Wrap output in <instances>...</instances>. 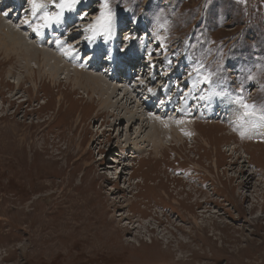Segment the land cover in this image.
I'll return each instance as SVG.
<instances>
[{"label":"rangeland","instance_id":"rangeland-1","mask_svg":"<svg viewBox=\"0 0 264 264\" xmlns=\"http://www.w3.org/2000/svg\"><path fill=\"white\" fill-rule=\"evenodd\" d=\"M23 1L25 11L28 0ZM41 2L52 12L61 0ZM77 3L73 21L85 30L68 28L67 45L74 47L85 32L105 41L112 34L117 53L128 57L137 53L139 65L148 66L152 56H162L154 72L146 67L144 75L143 70L133 71L135 77L164 76L154 78L149 93L157 97L164 85L172 86L196 109L183 116L155 114L164 122L174 115L173 125L177 122L184 132H171L169 138L157 134L164 146L150 152L147 132L137 137L141 120L132 127L126 120L116 125L113 117L105 122L104 116L95 115L97 98L94 104L87 102L80 90L63 81L67 75L63 70L58 72L63 81L59 85L46 77L40 81L39 63L42 70H49L46 65L25 51L21 54V48H12L9 32L0 31V264H264V0ZM7 7H2L0 18L15 30L19 26L26 33L40 21L26 27L31 12L17 17L18 11H6ZM86 7L91 11L87 13ZM108 14L110 22L101 26ZM130 31L139 38H127ZM35 37L32 33L31 40L40 46ZM141 37L148 41L143 44ZM43 38L47 45L42 46L54 51L53 36ZM81 53L82 62L91 56L88 50ZM27 66L35 71L32 78L26 77ZM69 66L73 70L77 65ZM88 67L87 72L112 75L103 65ZM120 75L122 79L110 78L123 85L118 95L137 82L126 77L136 81L128 88ZM193 87L194 95H185ZM62 93L68 99L59 110ZM10 94L15 100H9ZM214 96L226 98L228 115L233 114L226 119L209 116L203 106L221 109ZM167 101L163 98L161 104ZM239 109L259 124L250 136L233 117ZM148 112L157 113L150 108ZM81 113L84 118L77 127ZM183 118L193 124L185 126ZM11 129L19 140L6 137ZM24 135H29L26 141L20 139ZM214 253L220 256L217 263Z\"/></svg>","mask_w":264,"mask_h":264},{"label":"bare ground","instance_id":"bare-ground-1","mask_svg":"<svg viewBox=\"0 0 264 264\" xmlns=\"http://www.w3.org/2000/svg\"><path fill=\"white\" fill-rule=\"evenodd\" d=\"M17 1H10V3H9L8 0L1 1L0 2V11L2 10V7H6V5L8 4V7H7L8 9L6 11H9V9H16L18 11V12L15 13L16 15L18 13L22 14V12H23V15H24L26 13V11H28V13H26V15H25L26 17H28L29 16V12H31L30 17H28V18H31V19H28L27 21H24V24L25 25L27 24L26 27L31 25V23L39 21L38 16L40 14H38V16H33V14H32V7L29 6V4H31L30 0H28V3H26L28 5V8H26L25 11H23V8L25 6L23 4L25 2L23 0H19V2H21V4H19ZM42 3L46 4L45 2H42ZM4 4H5V6H4ZM75 5H78V3H75ZM77 7H79V6H76V7L73 6L71 9L64 8L63 9V14H62V16H61V18H60L58 23H52L49 27H42V28H40L39 32L34 31V29L37 28L40 24L43 23L42 20H40L39 23L35 24L33 27L31 26L32 27L31 31H27L25 33L23 29L19 28V26H18L17 30L12 28L11 26L8 27L6 25L7 22L5 21V19H2V18H0V31L4 32V34L9 32V34L11 35L9 43H10V45H12L11 46L12 48L14 46L17 47V48H21V52H20L21 54L24 51L27 52L31 56V58H36L43 65H46V67L50 70V71L49 70H42L43 67L39 63V68L37 67L38 68V77L37 78L40 79V81L43 78H45V77L49 78L50 81H52L54 84H57V85H59L60 83H62L64 81L66 83L72 84L73 87H74V90H80V92L83 93V97L87 98V102H93L97 98L96 102H98L99 107H98V110H97V114H95V115L104 116L105 122H110V118L113 117L116 120L115 121L116 125L117 124L120 125L126 120V122H128V124H129V126L132 127L133 125H135L138 122V120L139 121L141 120V126L142 127H141L139 135L137 137L140 138L143 135V133L145 134L147 132L146 133V135L148 137L147 140H149V142L151 141V143H152L151 147H150V152L158 151L160 148H162V146H164L162 144V139L163 138H161L163 133H166L164 138L165 137L169 138L170 135H171V132L178 133L179 130H181L182 132H184V131L182 130V128H178L177 127L178 126L177 122H176V126L173 125L174 123H172V121H174V119H177V118H175L174 115H172V118H168L164 122V120H161L160 118H157V116L155 114H157V115L161 114V116L166 117V115H168V114L171 115V114H176L177 113L178 116H183V115H188L189 114L188 112L190 110H194L195 107H191V104L188 103V101H187L188 97L187 98H186V96L184 98L183 97H178V95H179L178 91L179 90L178 89H171V87H172L171 85L173 83H171V85H170L171 87H169V89H166L165 88L166 85H164V89L160 92V95H158L157 97H155L153 93H149V88L152 87L151 85H153L152 82L154 81V78H155V80L159 81L162 76L157 77V78L155 76V77H153L152 80L149 79V78L145 79L144 77H140V79L135 77L136 73H134L133 71L137 72V70H139V71L143 70V74L142 75H144V73L146 71V67H147L148 72L152 71V70L154 72V67H156L157 64L159 63L157 61V59L158 60L162 59V56H157L159 58H156V57L152 56L153 58H152L151 62L150 61L148 62L149 63L148 66L144 65V63L139 65V64H137L140 61L137 58L138 57L137 53L133 52V56H131V57L130 56L128 57V56H126L123 53L122 54L121 53H117L116 40L114 42H112L110 40V39L114 40L115 37H116V36L114 37V35H112V34H110V36H109V41H105L103 38L99 37L98 35H96V36L95 35H91L90 36V34H87L85 32V34L87 36H85L82 40L80 39V40L76 41V45L74 47H70L69 45H67V43L69 41L66 40V39H69V38L68 37L65 38L64 37V33L68 32V28L73 30V29H75L74 28V25H75L76 27L79 26V29H78L79 31L78 32H81V31L85 30V29H82V26H80L82 24L76 23L75 21H73V19L76 17V14L78 13ZM90 8L92 9V7H86L87 13H88V11H91ZM60 12H61L60 8H57V9H55L52 12H48L47 11V13L50 14V15H55V14L60 13ZM17 17H19V16L17 15ZM83 18H85V17H83ZM10 29H11V33H10ZM86 29H88V28H86ZM133 29L135 30V28H133ZM96 30L98 31V29H96ZM57 32H59L60 34H57ZM88 32H90V31H88ZM32 33H33V37L36 36L35 37L37 39L36 43H39L40 46H37L35 44V42H34L35 39H34V41L31 40L32 39ZM94 34H96V33H94ZM114 34L116 35L117 33H114ZM128 34H130V35H128ZM128 34H125V36H127V38H131L133 36H134V38H139V35H136V34L134 35L133 31H130V33H128ZM46 35H49L51 38L53 36L52 42L53 41L55 42V44H54L55 50L54 51L49 50L47 47H43L42 46V44L43 45H47L46 42L45 43L43 42V39H44L43 37L46 36ZM0 37L2 38V36H0ZM97 37L101 38L102 41L98 42ZM85 38H87V39L85 40V43H83V40ZM127 38H126V40H127ZM140 41L143 44H145L146 41H148V40L146 38H142L141 37ZM3 43H5V41ZM135 43H138V42L135 41ZM135 43H134V45H135ZM130 44H132V43H130ZM138 44H137V48L140 49L141 47H139ZM131 46H133V45H131ZM15 47H14V49H15ZM134 48H136V47H134ZM85 50H88L90 52L91 56H90V58H88L87 60L82 62V58L79 57V53H81L82 51H85ZM140 50H138V51H140ZM15 53H17V54L19 53L18 49H17V52H15ZM140 53H142V50H141ZM126 58H127V61H124ZM32 60H34V59H32ZM71 63L75 64V66L77 65L75 67V69H73V70H71L70 66H69V65H71ZM89 64L96 65V66L103 65L104 67H106L105 71L107 69L106 72H108L109 70L112 71V75H110L111 72L109 74L104 72L105 75L95 72L94 71V70H96L95 66H92V68L94 69V70H92V71H94L93 73L92 72H87L88 70H91V68L88 67ZM121 65H124V66L122 67ZM128 66H131V67L128 68ZM136 66L138 67V69L135 68ZM83 68H86V71H83L82 70ZM61 70H63V72H65L67 74L63 81L61 79H58V72H60ZM26 71L29 72L28 76H26V77H30V75L32 77L34 76L33 72H35V71L32 70L30 68V66L26 67ZM71 71H73L72 74H71ZM120 74H122V77L125 76L124 77V81H126V82H128V79L125 80L126 77L131 78V79H135L137 81V82L134 81L136 83H134L133 80L131 82H128V84H126V87H128V88H130L131 84L134 83L133 87H132V90H128L126 88H123L124 92L121 93L122 96L118 95V93H119V89H122L120 87H123V85H121V84L118 85L117 81H113L112 82L110 80V78H112V79L120 78V76H121ZM123 74H124V76H123ZM32 77H30V78H32ZM37 78L35 77V79H37ZM176 78L174 80H177V79L179 81L181 80L179 78H177V79ZM35 79H32V82L36 81ZM120 79H122V78H120ZM171 79L173 80V78H171ZM21 83L22 82L19 81L17 84L20 86ZM33 86H34L35 89H37V87H38L37 84H34V83H33ZM158 86H160V85H158ZM177 86H179V83H177ZM181 88H182V86H181ZM170 89H171V92H170ZM193 89H194V87L192 89H189L187 93L185 92L186 93L185 95H188V96L192 95L193 96L194 95L193 94L194 93ZM168 93H169L170 97H168ZM95 95L97 97H95ZM210 96H212V95H210ZM210 96H209V98H210ZM219 96H222V95H219ZM15 98H16V95L10 94V96H9V100L10 101L15 100ZM113 98H115V100H113ZM163 98H165V100H168L165 106L163 104H161V101H162ZM180 98H183L184 102L181 101L180 104L179 103H175L174 104V102L175 101H179ZM66 99H68L66 94L62 93L61 97H60L59 106H58L59 110H61V108L64 106L65 103L67 104V102L65 101ZM124 99L126 100L125 102L123 101ZM214 99L217 100V102H221V109L218 110V108H217V111H216L215 110L216 106H214V105L212 106L211 104H207L205 107L203 106V110H205L209 116H214V115L218 116V115H220V117H223L224 119H226L227 116H230L231 114H233V111H232V113L230 115H228V112H230V110L228 111V109L231 108V107H230L229 101L226 98H220V97L214 96ZM49 100L44 102L46 104V106H47V103L49 102ZM146 100H147V102H146ZM169 103H171L172 105L171 104L168 105ZM93 104H94V102H93ZM70 105L71 104H68L67 108L70 107ZM146 105H147V108H146ZM93 106L94 105H92V108H93ZM148 108H150V110H155V112H157V113H153V114L149 113L148 112ZM75 110H76V107H74V111ZM72 112H73V110H72ZM248 116H247L246 112H244V115H243V110H241V109H239V111L237 112V114L235 116L233 115V117H236L235 120H237L238 123H243L244 124V133L246 135L250 136V134H253L256 130H258V128H259L258 125L259 124L257 125L255 122L250 121L248 119ZM83 118H84V116H82V113H81L80 117L77 120V127L82 122ZM168 120H170V121H168ZM182 120H183L185 126L193 124V123H191L192 120H189L187 118H183ZM180 122L178 121V123H180ZM184 124H180V125L183 126ZM148 128H150V131H148ZM205 129H206V127H205ZM188 131H190V130H188ZM10 132L7 131L6 137L9 138L10 136H14L15 135L14 138H12V139L9 138V139L10 140H17L18 137H19L18 136V132L14 131L12 129L10 130ZM185 132H187V131H185ZM81 134H83V133H81ZM157 134L161 135V136L160 135L158 136L160 139L157 137ZM146 135H144V136H146ZM24 136H21V138H20L22 141H26V138L29 137V135L28 136L24 135ZM171 136H173V135H171ZM179 136H180V134H179ZM85 137H86V135H85ZM9 141L6 140V143H9ZM206 151H207V149H206ZM154 174H155V172H154ZM155 175L157 177L158 176V172ZM150 177H152V176L150 175ZM158 180H160V179H158ZM151 189H153V188H151ZM158 190L155 189V193L159 194L160 191H158ZM188 191H189V189H188ZM153 198H154V196H153ZM195 199H196V197L194 198V200ZM157 201H156V203H157ZM109 205H111V206L112 205H116V203L112 202ZM213 211H214L213 213L219 212L217 210H213ZM109 222H111V221H109ZM124 227L129 228L128 226H124ZM159 238L163 239V243H164L165 239L162 238V237H159ZM234 240L237 242L238 238L237 239L235 238ZM149 242L153 243L154 241L150 240ZM166 242H170V241L168 240ZM180 243L183 246H186V244H187L186 241L185 242L180 241ZM203 253L200 256L203 257V255H205ZM225 254H226V252H225ZM246 255H248V254H246ZM213 256H214V259L216 260L215 263H217V260H218V258L220 256L217 253L216 254L214 253ZM204 259H207V258L205 257ZM227 260H229V259L227 258ZM227 264H233V263H231L230 261H227ZM243 264H253V263L244 262ZM258 264H263V263H258Z\"/></svg>","mask_w":264,"mask_h":264},{"label":"snow or ice","instance_id":"snow-or-ice-1","mask_svg":"<svg viewBox=\"0 0 264 264\" xmlns=\"http://www.w3.org/2000/svg\"><path fill=\"white\" fill-rule=\"evenodd\" d=\"M77 2L78 0H70V2L66 3L65 0H61L60 4L55 5L56 7L61 9V12L55 15H50L46 11L48 7L47 4L42 3L41 0H30L33 16H38V14H40L38 18L43 21V23L40 24L37 28H35L34 31L39 32L40 28L42 27H49L52 23H58L63 14V9L64 8L71 9L74 6V4ZM105 8H107V4H105ZM108 22H110V14L103 17L101 26H103ZM249 107L250 106L245 105L246 109ZM248 114L255 115V113H248ZM261 119H264V116H261Z\"/></svg>","mask_w":264,"mask_h":264}]
</instances>
